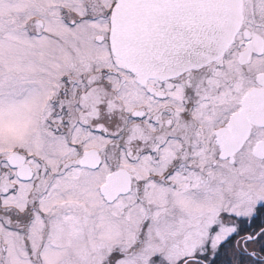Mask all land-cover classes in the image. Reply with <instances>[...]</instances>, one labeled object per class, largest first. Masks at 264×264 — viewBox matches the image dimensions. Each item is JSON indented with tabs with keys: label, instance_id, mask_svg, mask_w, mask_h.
Listing matches in <instances>:
<instances>
[{
	"label": "snow or ice",
	"instance_id": "1",
	"mask_svg": "<svg viewBox=\"0 0 264 264\" xmlns=\"http://www.w3.org/2000/svg\"><path fill=\"white\" fill-rule=\"evenodd\" d=\"M0 264H264V0H0Z\"/></svg>",
	"mask_w": 264,
	"mask_h": 264
}]
</instances>
